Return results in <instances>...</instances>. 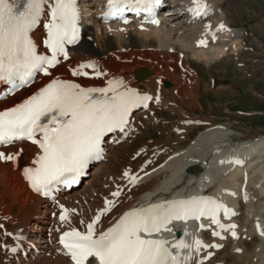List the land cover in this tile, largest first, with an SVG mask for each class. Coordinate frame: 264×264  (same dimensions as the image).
<instances>
[{
    "label": "bare ground",
    "instance_id": "1",
    "mask_svg": "<svg viewBox=\"0 0 264 264\" xmlns=\"http://www.w3.org/2000/svg\"><path fill=\"white\" fill-rule=\"evenodd\" d=\"M220 2L222 0H203V3L208 6L207 14L195 17L191 11L195 7L192 0H167L160 18V26L158 28L144 26L142 30H139L140 26L135 24V21L124 27L118 23L103 22L107 0H78L80 8L88 16L87 20L83 21L84 30L80 44L70 50L68 60L65 61L61 58L60 63L50 70L49 76H39L37 84L0 102V111L21 103L49 83L52 78L72 80L84 87H103L107 80L120 77L128 87L153 97L146 110L147 114L154 115V109L172 106L169 107L170 111L180 114L179 121L172 128H175L176 131L183 129L185 134H188L192 128L187 120L190 115L181 114L180 111L201 105L200 91L205 87L196 71L191 69L190 58L208 67L209 64L218 61L227 53L233 54V56L238 55L237 52H234L235 50L233 51V48L235 49L236 45L241 43L238 41L241 39L239 38L241 33L231 29L226 23L224 10L222 12L219 7ZM221 24L224 25L223 30L219 28ZM130 33L135 35V42L137 41L135 47L129 44ZM109 34L114 37L111 41L114 48L110 53L101 56V48L105 43L104 40L106 41L104 38ZM43 37L44 31L41 29L34 31V39L38 46L40 45L39 52L46 54L42 45ZM199 41H203L201 46L196 45ZM240 49L237 50L240 51ZM88 63L95 64L97 69L106 75L96 78L90 69H85L88 72L86 77L71 75L70 68ZM140 69L147 71L146 77L142 80L135 76L136 70ZM164 81L169 82L171 87L165 88ZM157 96L159 102L156 101ZM140 117L136 111H133L130 129H134L135 124L140 123ZM225 131L227 128L212 130L197 140L192 149L183 152L180 156H174L173 161L164 167L165 170L168 167H173V174L164 181H161L164 178L162 175L145 176L156 166L147 169L145 166H139L135 171H132L133 166L131 165L121 166L120 174L114 172L111 174V172L107 175L106 173L108 184L104 188L105 195L96 197L95 192L97 191L94 192L92 187L89 195L85 196L84 191L80 190L81 184L76 190L61 196L54 204L40 199L28 190L21 176L23 168L32 166L31 161L37 154L38 148L26 142L12 143L7 147H1L0 152L6 155L19 153L14 162L0 161V249L6 248L7 250L3 255L4 261H7V264H69V258L63 254L59 246V236L72 228L81 232L86 231L87 224L104 209L106 200L114 201L115 206L107 215L101 216L99 223L95 226L97 234L112 226L126 211L138 206L147 207L153 202L158 203L168 199H186L209 195L231 206L235 205L233 203L237 198L244 199L248 202L249 207H253L251 205L253 198H251L248 183L252 182L254 177L250 173H246V170L251 168L253 162L260 157L252 160L253 158L251 159L249 155L251 153L246 152L251 151L249 147L243 152L239 148L223 152L224 150L218 147V142L223 138ZM174 135V131L171 130L170 139L176 137ZM122 137L125 136L120 134L105 141L104 145L109 151L105 161L117 162V156L112 157L110 152L117 151L114 143L120 141ZM251 146L254 147V144ZM248 155L249 158H247ZM101 166L103 164L94 167L93 172L87 175L92 177L94 173L100 171ZM126 170L130 176H134L137 172L134 176L136 177L134 184L124 176ZM143 176L145 178H142ZM85 183L86 187L90 188L91 183L94 182L85 181ZM256 188L261 194L262 186ZM116 191L120 192L119 197L112 196V193ZM5 202L9 204V209ZM61 207L68 210V219L64 222H61L59 218ZM207 224L209 225V223ZM221 224L226 227L229 225ZM30 225L32 227L28 228ZM189 225L190 223L174 222L168 226L171 231H163L159 235L168 239L173 236L175 231L184 230ZM257 227L253 226V229L243 232H241L240 226L236 227L234 231L237 236L234 239L230 238L231 230L221 231L213 227L208 233L220 231V236L225 235L222 242H218L220 236H213L215 239L213 242L220 245L228 240L233 243L242 240V243L246 244L253 237H259L264 242V229L255 233ZM5 233H10V235ZM185 233L187 232L184 230L182 240H187ZM8 236L12 238L11 243L7 242L6 237ZM203 237L204 234L194 232V237L190 242L199 239L203 244H207L202 240ZM243 239L246 240L243 241ZM12 248H18L19 252L14 255L10 254L8 250ZM206 249H201L199 256L192 252L193 261L191 260L190 264L201 260L204 253L208 251V248ZM260 253L262 252L260 251Z\"/></svg>",
    "mask_w": 264,
    "mask_h": 264
},
{
    "label": "snow or ice",
    "instance_id": "2",
    "mask_svg": "<svg viewBox=\"0 0 264 264\" xmlns=\"http://www.w3.org/2000/svg\"><path fill=\"white\" fill-rule=\"evenodd\" d=\"M192 2L193 16L207 14L208 6L203 0ZM158 3L159 0H107L104 20L122 19L126 11L149 13ZM42 21V45L47 54L38 52L34 39V30ZM150 22L157 23L154 19ZM79 23L77 0H0V82L15 88L17 81L26 85L37 73L49 76L61 58L68 60L67 46L78 42ZM123 23L128 21L124 19ZM219 28L223 30L224 25ZM85 69H92L97 78L106 75L92 63L69 71L73 77H86ZM152 99L128 87L122 79H109L104 87H84L72 80L52 78L21 103L0 111V145L26 140L38 148L32 166L24 168L23 175L34 192L48 195L58 184L75 183L90 162L102 157V143L109 133L119 132L126 137L132 131L129 125L133 110L148 108ZM156 101L159 102L158 96ZM18 155L0 152V161L14 162ZM124 176L135 183L136 177L129 172L125 171ZM119 195V191L112 193L113 197ZM114 206V201L106 200L104 209L87 224L86 231L72 228L62 233L59 243L72 264H190L192 252L199 256L201 249L218 247L204 245L199 239L186 244L183 240L154 238L171 231L168 225L173 220L206 217L217 229L232 230L233 238L236 237L235 225L226 227L217 219L222 206L204 199L133 208L97 234L95 226L101 216ZM223 211L228 218L229 211ZM59 218L66 221L68 210L61 207ZM212 235L220 236V231H213ZM197 264H204L203 259Z\"/></svg>",
    "mask_w": 264,
    "mask_h": 264
},
{
    "label": "rangeland",
    "instance_id": "3",
    "mask_svg": "<svg viewBox=\"0 0 264 264\" xmlns=\"http://www.w3.org/2000/svg\"><path fill=\"white\" fill-rule=\"evenodd\" d=\"M219 7L222 12L224 10V19L229 27L241 33L239 37L241 39L238 40L241 43L236 45L239 48H233V51L235 50L234 52H237L238 55L233 56V54L227 53L226 56L209 64L208 67L190 58L191 69L196 71L205 87L200 91L201 105L182 109L180 113L190 115L197 124L195 125L192 119L189 120L192 128L188 134H185L183 129L174 130L175 128L172 127L179 121L180 114L172 113L169 108L172 106L154 109V115L148 114L140 117V123L135 124L134 129L129 131L126 137L120 138V141L118 140L114 144L117 151L110 152V154L112 157L117 156V162L106 161L99 169V173H94L92 177L88 176L85 181L94 182L91 183L90 188L86 187V183L83 182L80 190L84 191L85 196L89 195L92 187L94 192L97 191L95 192L96 197L105 195L104 188L108 184L106 173L107 175L111 172V174L113 172L120 174L121 166L131 165L133 166L132 171H135L139 166H145L147 169L152 166L159 167L161 164L159 169L152 170L151 175H162L164 178L161 181H164L173 174V167H168L166 170L164 167L173 161L174 156H180L183 152L192 149L197 140L212 130L227 128L223 138L218 142V147L223 149V152L235 148H239L243 152L249 147L251 151H245L248 154L251 153L249 155L251 159L253 158L252 160L260 157L253 162L251 168L246 170V173H250L254 177L252 182L248 183L251 198H253L251 201L253 207H249L248 202L241 203L237 199L235 203L237 205H235L237 209L236 222L241 226L242 232L251 230L254 222H259L264 229V0H222ZM134 38L135 35L130 33L128 41L132 47L137 45ZM104 39L107 42L104 40L101 56L110 53L114 48V44L111 42L114 39L112 34L106 35ZM138 77L143 79L145 75ZM218 87L220 90L217 89ZM171 130L174 131L176 137L170 139ZM252 144L254 147L251 146ZM169 153L171 154L168 156H172V158L168 161L165 160V157H168L166 155ZM107 163L108 165H106ZM183 173L185 174V172ZM260 186H262L261 194L256 188ZM5 203L9 209V204ZM31 227L32 225L28 228ZM211 237V234L205 235L208 241L213 239ZM6 239L7 242L11 241L10 237H6ZM245 240L243 239V241ZM212 242L207 244L211 245ZM225 243L222 250L215 254L213 249L208 247L203 258L214 255L204 264H264V242L259 237H253L250 242H245L246 244H243L242 240L237 243L228 240ZM4 254L5 250H0V264H7L2 260Z\"/></svg>",
    "mask_w": 264,
    "mask_h": 264
}]
</instances>
